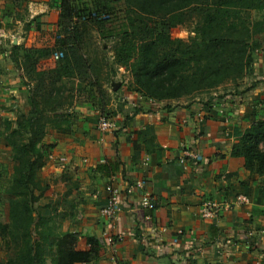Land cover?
Returning a JSON list of instances; mask_svg holds the SVG:
<instances>
[{
  "label": "crops",
  "instance_id": "0c3cea01",
  "mask_svg": "<svg viewBox=\"0 0 264 264\" xmlns=\"http://www.w3.org/2000/svg\"><path fill=\"white\" fill-rule=\"evenodd\" d=\"M18 2L23 5L0 0V40L20 27L15 25L11 32L6 21L24 27L28 23L29 35L17 33L12 41L43 47L33 43L34 35L41 30L46 33L42 39L56 35L62 0ZM21 6L23 12L6 15L7 9ZM253 16L263 20L264 9L254 10ZM255 41L251 71L236 83L192 98L157 101L130 90L131 74L118 67L107 102L118 129L101 132L100 107L80 98L72 122L48 130L39 176L43 185L48 184L40 199L42 215L51 220L53 233H77L78 249L91 247L88 237L100 243L94 260L75 264H264V175L251 173L244 157L231 153L241 133L264 119V29ZM46 56L21 61L20 66L10 56L11 63L5 64L0 56L4 121L16 126L10 105L21 104L22 113L28 112L30 92L22 73L31 66L48 67L38 65ZM185 144L200 148L203 160L179 161ZM139 179L145 181L144 188L136 184ZM110 182L122 200L114 225L100 213ZM145 190L156 202L150 221L144 217L150 211L139 205ZM238 194L248 195L250 201L235 204ZM207 198L227 208L216 218H203L200 205ZM110 235L116 242L108 241Z\"/></svg>",
  "mask_w": 264,
  "mask_h": 264
},
{
  "label": "trees",
  "instance_id": "16d2710c",
  "mask_svg": "<svg viewBox=\"0 0 264 264\" xmlns=\"http://www.w3.org/2000/svg\"><path fill=\"white\" fill-rule=\"evenodd\" d=\"M99 2V8L91 9L87 0H62L54 49L64 55L55 66L25 69L30 108L21 120L16 119V126L5 120V139L19 177L5 227L14 253L0 264H45L47 244L55 245L53 264L89 262L99 253L100 243L93 237H88L91 247L83 250L76 247L77 233H53L51 220L36 205L48 187L38 179L45 164L43 139L49 129L72 122L85 79L92 86L86 99L108 115L115 112L107 109L109 91L104 81H110L116 66L131 74L130 90L150 99L196 97L244 78L251 71L252 52L258 45L255 35L264 29V19L253 16L254 10L264 9V0H124L126 27L112 46L114 69L105 70V56H88L82 45V28L88 22L103 26L112 17ZM99 15L107 17L99 20ZM177 26L190 27L194 35L188 39L173 36L170 29ZM30 27L27 23L26 29ZM13 48L23 53L19 58L12 51V60L19 66L21 61L50 53L44 46L13 44ZM231 153L244 157L251 173L264 175V119L241 133ZM43 220L48 228H43L42 242L39 225Z\"/></svg>",
  "mask_w": 264,
  "mask_h": 264
},
{
  "label": "rangeland",
  "instance_id": "374dc122",
  "mask_svg": "<svg viewBox=\"0 0 264 264\" xmlns=\"http://www.w3.org/2000/svg\"><path fill=\"white\" fill-rule=\"evenodd\" d=\"M88 3L90 4V8H99V1L102 2L100 4L101 6L106 5V8L111 11L112 17L110 18L109 21H107L103 26H100L99 24L95 23L94 21L88 22V24L82 28V45H83V50L86 52L88 56L97 55L99 54L100 56H105V61L108 63V65L105 67V70H107V67L109 66L111 69H114V66L112 64L113 61V52H112V46L114 45L115 41L118 38L119 33H121L125 27H126V5L124 3V0H87ZM17 4L23 5V3H19L18 0H16ZM24 11V7L21 6L20 9H7L6 15L11 16L14 13H21ZM5 15V16H6ZM21 16V15H20ZM16 26H20L18 29L14 30V35H9L5 40H0V56L2 57L3 62L6 64V62L11 63L9 60V56L12 58V51L15 55H17L19 58L23 56V53L21 51L15 50L13 48V44H15L12 39L13 36H16L18 33L19 35H26L25 29L26 26L24 27L23 24L16 23L15 21H6V27L10 29L11 32H13V29ZM28 30V29H26ZM16 32V33H15ZM170 32L173 36L175 37H181L184 39H188L189 37L194 35V32L191 31L190 27L186 26H177L174 28L170 29ZM29 35V33H28ZM46 33L44 30L38 31L36 35H34V41L33 43L39 44L44 47H48L50 49V53L47 54V56L44 59H39L38 65L41 67L43 66H50V64H53L54 66L58 64L59 60L55 59L53 57V54L56 49H54V44H55V34L50 33L49 35L46 36V38L42 39L45 37ZM40 38V39H39ZM2 39V38H1ZM4 39V38H3ZM21 44L23 43V40L21 39ZM43 44V45H42ZM5 52H8V54H5ZM6 58V59H5ZM0 62V66H1ZM123 67V66H120ZM109 68V69H110ZM116 66V70H117ZM1 70V68H0ZM25 71V70H24ZM23 71L22 74H25ZM105 72V71H104ZM116 73V72H115ZM127 74V73H126ZM115 75V74H114ZM117 75V74H116ZM86 75L84 76V78ZM88 78V77H86ZM113 76H110V81ZM103 80H106L103 79ZM118 80H123L122 76L119 77ZM110 81H104L106 88L108 89L109 93L111 94L112 92V87H111V82ZM26 82H28L26 80ZM84 84L86 88L84 89L83 94L80 96V98H86L88 96V90L92 88L90 85V80L85 79ZM87 92V93H86ZM79 98V99H80ZM11 99H14V97H11ZM0 102V106H1ZM20 105V106H19ZM14 112H16L15 116H17L18 120H21L19 118L22 115L23 107L21 108V104L16 105V107L19 109L16 110V107H12ZM0 116V133L3 132V128H5V121L1 120ZM6 134V133H5ZM5 134L4 132L0 134V148L2 149L0 152V260L6 262L11 254L14 253L13 251V246L10 242L9 235L7 234V228L6 224L9 223L10 218H9V200L12 195L13 188L18 186L17 184V178L19 177V174L15 176V168L17 165V162L13 159L12 157V150L9 144H7L6 139H5ZM5 146L7 148H5ZM41 169L39 170L38 173V179L39 176L41 178ZM40 174V175H39ZM40 180V179H39ZM40 184L41 181H39ZM46 191V190H45ZM36 205L39 207L38 209L42 212L43 214V209L42 205L40 203V199L36 202ZM44 220L42 224L39 226V231H40V241L43 242L44 240V231L43 228H48L47 225L44 224ZM49 227L52 229L51 225L49 224ZM54 238L53 236H50L49 239L52 240ZM50 243V241H48ZM55 248V245H50L47 244L46 246V263L49 264V262H52L53 264V256L56 253V250L53 249Z\"/></svg>",
  "mask_w": 264,
  "mask_h": 264
},
{
  "label": "built area",
  "instance_id": "2783aa9c",
  "mask_svg": "<svg viewBox=\"0 0 264 264\" xmlns=\"http://www.w3.org/2000/svg\"><path fill=\"white\" fill-rule=\"evenodd\" d=\"M107 15H99L97 18L99 20H103L106 18ZM60 27V24H58V29ZM64 53L63 51L57 50L53 54V57L57 60H60L63 57ZM99 129L101 132L106 131H114L118 129V123L115 119H113L112 115H108L106 113H101L99 116ZM204 158L200 148L193 144H185L182 148L181 154L179 155L178 159L181 162H187L188 160L192 161H202ZM136 184L139 187H145V181L144 180H137ZM106 190L108 192V199L104 206L100 208V213L107 218L108 222L112 225L115 224V220L117 219V216L122 209V200L120 197L119 189L115 186L114 182H110L106 186ZM250 198L246 194H238L235 198V204H241L245 202H249ZM140 207L148 209L150 211L147 213L144 217L146 220H152V214L151 212L156 210V202L154 199L153 194L149 190H145L142 192L139 200ZM228 205V204H227ZM230 205H228L229 207ZM227 208L226 205L220 203L216 199L213 198H207L203 200V202L200 205V215L203 218H216L221 215V212ZM120 238V237H118ZM117 237L114 235L108 236V241L111 243L116 242Z\"/></svg>",
  "mask_w": 264,
  "mask_h": 264
},
{
  "label": "water",
  "instance_id": "95a60500",
  "mask_svg": "<svg viewBox=\"0 0 264 264\" xmlns=\"http://www.w3.org/2000/svg\"><path fill=\"white\" fill-rule=\"evenodd\" d=\"M117 86H118V84H114V88H115V89L117 88Z\"/></svg>",
  "mask_w": 264,
  "mask_h": 264
}]
</instances>
